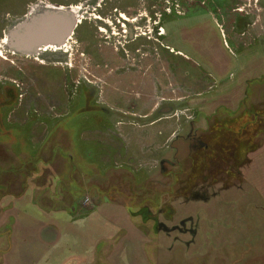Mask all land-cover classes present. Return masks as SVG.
Segmentation results:
<instances>
[{
    "label": "rangeland",
    "instance_id": "obj_1",
    "mask_svg": "<svg viewBox=\"0 0 264 264\" xmlns=\"http://www.w3.org/2000/svg\"><path fill=\"white\" fill-rule=\"evenodd\" d=\"M0 264H264V0H0Z\"/></svg>",
    "mask_w": 264,
    "mask_h": 264
},
{
    "label": "bare ground",
    "instance_id": "obj_2",
    "mask_svg": "<svg viewBox=\"0 0 264 264\" xmlns=\"http://www.w3.org/2000/svg\"><path fill=\"white\" fill-rule=\"evenodd\" d=\"M70 13L64 9L55 11V13H43L41 18L37 19L32 25H27L25 21L17 24L13 30L7 36V41L11 42V45L16 48H22L23 50L35 48V44L45 43L51 48H55L59 42L61 35L64 33L66 26L69 24ZM124 21H128L125 15H122ZM55 20V23L53 22ZM74 23V21H72ZM53 23V24H52ZM50 24L53 25L50 26ZM52 29V30H51ZM43 38V42L39 41ZM6 39L3 40V43ZM53 50H56L53 49ZM52 50V51H53ZM58 51V50H57ZM210 79V78H207ZM212 81V79H210ZM142 84V80H140Z\"/></svg>",
    "mask_w": 264,
    "mask_h": 264
},
{
    "label": "crops",
    "instance_id": "obj_3",
    "mask_svg": "<svg viewBox=\"0 0 264 264\" xmlns=\"http://www.w3.org/2000/svg\"><path fill=\"white\" fill-rule=\"evenodd\" d=\"M145 128H146L145 124H139L138 126H135V127L133 126H123L122 127L121 126L118 129L119 136L117 138L123 137V138L136 141L137 143L136 150L140 153L142 151L140 150L142 145H145L146 147L151 144L156 145L159 141L154 131H150L147 128L146 129ZM150 167L154 168L153 165H151ZM146 197L148 196L146 195ZM125 202H126L125 205H128L130 203L128 201H125Z\"/></svg>",
    "mask_w": 264,
    "mask_h": 264
},
{
    "label": "water",
    "instance_id": "obj_4",
    "mask_svg": "<svg viewBox=\"0 0 264 264\" xmlns=\"http://www.w3.org/2000/svg\"><path fill=\"white\" fill-rule=\"evenodd\" d=\"M53 22L55 23V20L53 19ZM53 24V23H52ZM52 24H50V26H52L53 27V25ZM69 25V24H68ZM52 30V29H51ZM65 30H66V28H65ZM65 30L63 31V32H65ZM62 36V35H61ZM41 40H43V38L41 37L40 38V42H43V41H41ZM36 42H38V41H36ZM36 45V44H35ZM16 48V47H15ZM18 50H23L22 48H17ZM33 49H35L34 47H33ZM33 49H27V50H23L24 52H30V51H32Z\"/></svg>",
    "mask_w": 264,
    "mask_h": 264
},
{
    "label": "flooded vegetation",
    "instance_id": "obj_5",
    "mask_svg": "<svg viewBox=\"0 0 264 264\" xmlns=\"http://www.w3.org/2000/svg\"><path fill=\"white\" fill-rule=\"evenodd\" d=\"M239 152H240V155L238 156V154L236 155V160L238 161V162H244V158H245V156H243L242 155V153H241V149H239ZM198 173V172H197ZM231 178V177H230Z\"/></svg>",
    "mask_w": 264,
    "mask_h": 264
}]
</instances>
